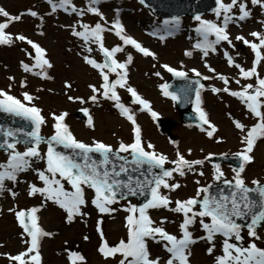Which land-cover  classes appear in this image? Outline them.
<instances>
[{
  "label": "snow or ice",
  "instance_id": "obj_1",
  "mask_svg": "<svg viewBox=\"0 0 264 264\" xmlns=\"http://www.w3.org/2000/svg\"><path fill=\"white\" fill-rule=\"evenodd\" d=\"M51 7V13L58 9L72 12L83 16L86 12L93 13L100 17L101 22L89 25L78 22L76 25L69 26L71 34L81 38L84 41L88 53L92 52L91 44L98 46L99 51L103 54V62H98L90 55L83 57L84 62L92 69L98 72L101 78L99 86L89 84L92 95L89 97L93 103H97L100 98L113 102V106L118 110L121 117L125 118L132 125V141L130 143L120 140L118 146L113 148L100 140H93L86 143L78 140L69 125L65 122L67 112L59 114L52 113L54 121L53 133L49 137L40 134L41 127L47 123L46 118L42 115V109L31 102L38 97H33L28 92L23 93V101L10 94V91L0 89V111L11 114L16 117L27 120L32 125L31 129L23 132V139L18 136L22 130L15 131L11 129L0 128V133L4 139L0 141V151L6 154V160L0 162V194L5 191L11 193L13 197L17 195L11 188L7 187L6 182L13 184L18 182L21 173L28 170L35 171L37 178L43 186H37L35 183L28 184V195L35 196L39 194L44 198V202L51 201L58 205L66 212V221L73 222L76 216H84L87 213L82 208L87 205L85 189L94 192L91 203L99 213H111L116 209L111 206L118 203L120 199L129 197L146 196L142 204L128 203L125 211L126 216L127 239H121L115 245H109L108 241L101 233V244L98 247L99 253L105 258H115L119 255L121 258L118 264H191V246L198 240L208 243L206 252L208 255H214L216 248V237H223L222 254L214 255L213 264H264V247H260L257 241H261L262 236L258 229L264 227V183L259 179L251 180V187L244 177L246 165L254 161V148L259 139L264 138V78L257 71V66L264 63V31H252L249 33L253 37L252 41L246 39L243 35L235 37L236 40L242 41L248 45L254 53L252 66L245 69L239 63H236L231 55L225 51L229 66L238 69L239 76L245 80L255 78L256 83H247L240 90H232L228 87L230 79L223 74H217V78L224 84L223 88L212 87L213 93L225 92L233 97L240 99L245 105L248 113L255 118V123L250 127L238 119H233L234 127L241 133L242 144L241 150L231 153L238 158L240 163L237 167L232 168L234 173L231 180L225 178V173L220 164H214L213 181L219 182L224 187H217L215 192L211 190L214 184H207L197 188L196 194L185 200L172 201L168 195L161 192V189L175 191L181 187L179 182L174 181V174L183 177L188 172H194L195 166H202L206 160H210L212 153L206 155L203 159L188 160L184 154L177 150L176 159L169 160L167 155L157 152L156 147L151 142L144 143L142 129L138 124L132 109L121 101L117 89H126L132 97V103L138 104L141 111H147L153 119L158 114L152 109L150 101L144 99L137 90L129 84L128 66L133 62L131 53L126 54V59L121 62L117 59V53H124L126 46H131L137 52L145 57L156 58V54L149 48L143 46L133 36L128 35L117 17L108 26V21L103 13L99 10L101 0H89L87 9L80 10L72 4V0H46ZM146 0H139V3L145 4ZM216 7L213 9L217 21L203 19L200 14L194 16L198 22L195 31L202 38L194 46L202 51L203 57H207L209 52L216 51V45L226 42L232 45V39L228 32L229 23L235 21H244L251 16V10L246 0H215ZM252 5L264 9V0H251ZM238 8V16L233 13V9ZM49 13V14H51ZM28 15L39 18L42 26L43 16L36 10L28 9ZM24 13L11 15L3 7H0V17L4 21L0 22V45H12L15 41L26 42L34 50L35 55L28 52L27 55L35 61L34 64L20 61V65L25 72H31L35 68L42 71L34 74L42 76L45 79H52L43 69L52 68L53 65L47 59V51L39 43L33 41L24 34L13 35L6 30L13 22H19ZM180 17L173 16L170 20L163 22L162 31L173 34L180 27ZM264 26V21L260 22ZM105 32H114L122 42L112 46H105ZM43 35L41 31L39 33ZM214 36L215 39H209ZM161 40L164 36L160 37ZM186 56H191V51H185ZM169 73L177 77L187 78L184 71H178L176 68L164 64ZM205 67L210 72L215 73V69L205 63ZM197 77L201 73L192 69ZM112 74L115 79H112ZM160 76L159 72L154 73ZM212 77L203 76L204 80ZM14 80V77H9ZM198 87L195 91V111L201 121L200 130L206 132L209 138H212L218 131L215 124L209 118L208 113L201 106V90L205 85L199 80L194 82ZM240 84V80L235 81ZM26 86V81H21V87ZM65 87L71 88L70 83H65ZM11 85H9V89ZM165 96H170L173 100H179L181 97L175 92H170L167 84L160 85ZM69 101H78L85 103L82 97L68 96ZM30 105V106H29ZM81 111L87 116V125L94 127L93 118L89 115L87 108ZM207 126V127H205ZM24 143L23 152L17 149L18 143ZM177 144L176 141H171ZM219 142V141H218ZM47 145L46 152H41L40 145ZM58 146L64 149H71V153L58 150ZM191 154V149L188 150ZM122 153L127 155H121ZM224 156L228 153L222 154ZM98 157V158H97ZM130 157V158H129ZM43 161V169L33 168V164ZM166 164L173 167L166 168ZM158 170V171H156ZM132 173H139L133 176ZM122 174L126 179H121ZM198 175L203 176V171ZM172 181V182H170ZM197 185L200 181H196ZM65 184L70 186L65 187ZM175 207H171L172 204ZM43 207V204L41 205ZM164 208L173 213L181 214L183 219L179 224L180 235L177 236L168 232L163 226L167 218H161L159 222L154 221L149 215L150 209ZM14 212L16 220L22 229L21 235L24 237V250L16 255H8L7 258L13 264H42L41 240L44 237H51L53 233L44 230L38 223L37 213L39 207H32L24 210L9 209ZM199 220L203 236L194 237L190 230ZM238 221H246L240 223ZM247 229V236L251 238L250 242L244 244L242 232ZM99 230V229H98ZM88 239L87 236L84 237ZM148 240L161 244L168 254L166 259L160 256L152 257ZM69 264H84L86 258L79 252H68Z\"/></svg>",
  "mask_w": 264,
  "mask_h": 264
},
{
  "label": "rangeland",
  "instance_id": "obj_2",
  "mask_svg": "<svg viewBox=\"0 0 264 264\" xmlns=\"http://www.w3.org/2000/svg\"><path fill=\"white\" fill-rule=\"evenodd\" d=\"M230 2V0H225ZM251 16L244 21H235L229 23L228 32L232 39V45L226 42H221L216 45L215 52H209L207 57H203L202 51L195 48L199 40L202 38L195 31L198 27V22L190 17L180 19V27L173 34L163 32V22L165 20L155 17L148 9H146L138 0H101L98 7L103 13L106 20L114 21L117 17L124 25L126 33L133 36L143 46L149 48L156 54V58L145 57L137 52L131 46H126L124 53H117V59L123 62L126 59V54L131 53L133 62L128 66L129 84L134 87L137 92L144 98L150 101L152 109L157 112L158 116H165L174 122V126L169 134H166L158 129L154 119L147 111H141L138 104H133L131 95L126 89L118 88V94L121 97L122 103L130 107L135 114L136 120L142 129V137L145 144L151 142L155 145L157 152H162L169 160L176 159V152L179 150L188 160L203 159L209 153H235L243 147L240 143L241 133L234 127L233 119H238L247 126L255 123V118L252 117L245 105L240 99L231 96L228 93L220 92L213 93L212 87L223 88L224 84L217 78V74L230 75V83L228 87L232 90H240L247 83L255 84V78L245 80L239 76L238 69L229 66L224 53L227 51L236 63L242 65L245 69L252 66L254 53L251 48L242 41L235 39L238 35H243L249 41L253 37L249 35L252 31H264V26L260 23L264 21V9L259 6L252 5L251 0H246ZM72 4L77 9L84 10L89 6V0H72ZM0 7H3L11 15H19L24 13L19 22H13L6 30L13 35L24 34L33 41L39 43L47 51V59L50 60L53 67L44 68L52 79L42 78L34 73L42 71L39 68L33 69L31 72H25L20 61L28 64H34L27 53L31 52L35 55L34 50L26 42L15 41L12 45H0V89L10 91V94L16 96L23 101V93L28 92L34 99L31 103L42 109V115L45 116L47 123L42 126V134L50 135L53 133L52 113L59 114L67 112L65 122L69 125L70 130L78 140L86 143H91L94 139L111 144L113 148L118 146V142L123 140L130 143L132 141V125L125 118L121 117L118 110L113 106V102L100 98L97 103L89 100L92 95L89 84L99 86L102 82L98 72L87 65L83 57L90 55L98 62H103V54L95 44L92 47V52L88 53L84 41L81 38L71 34L69 26L76 25L78 22H83L89 25H94L96 22H101L100 17L93 13L86 12L81 17L77 13L72 12L71 8L68 11L58 9L51 13V7L46 0H0ZM28 9L36 10L43 16L41 21L39 18L32 17L27 14ZM51 13V14H49ZM233 13L238 16V8L233 9ZM203 19L217 21L214 12L202 16ZM4 17H0V22L4 21ZM43 35H40V32ZM105 46L111 48L122 42L114 34V32H105ZM164 36L161 40L160 37ZM209 39H215L210 36ZM241 46L243 48H241ZM54 50L58 53L54 54ZM191 51V56H186L185 51ZM50 53V55H49ZM142 55V56H141ZM205 63L210 65L216 71L210 72ZM164 64L176 68L178 71H184L186 74L196 76L192 69H196L203 76L212 77L209 80H204V89L201 91L202 107L208 113L213 124L216 125L218 131L212 138H209L206 132L200 130L199 126L186 124L182 121L175 101L170 96H165L160 85L167 84L171 79H174L172 73H169L164 67ZM257 71L264 78V63L257 66ZM159 72L160 76L154 73ZM237 72L238 74H235ZM236 75V77H234ZM14 77V80H9V77ZM113 79L115 75L112 74ZM239 79L240 84L235 81ZM21 81H26V86L21 87ZM70 83L71 88L65 87V83ZM9 85L11 88L9 89ZM68 96L82 97L85 103L81 104L78 101H69ZM29 104L27 101H23ZM30 106V105H29ZM82 108L89 110V115L93 118L94 127L87 125V120L81 121L76 117V112ZM195 110V104L193 106ZM207 127V126H206ZM175 140L177 144L171 141ZM219 141V142H218ZM17 149L21 152L25 150V145H17ZM191 149V154L188 150ZM41 152H46V145H40ZM254 161L246 165L244 177L251 185V180L259 179L264 182V138L257 141L252 153ZM6 154L0 151V162L6 160ZM171 165V164H170ZM45 163L39 161L33 164V168L43 169ZM222 170L227 178L233 177L232 166L221 165ZM213 166L209 160H206L202 166H195L194 172H188L181 177L174 174V181L179 182L181 187L175 191L161 189V192L168 195L172 201L177 199L185 200L196 194L198 187L207 185L213 182ZM203 171L204 175L198 173ZM200 181L197 185L196 181ZM172 182V181H170ZM35 183L37 186H43L39 181L35 171L28 170L23 172L18 177V182H6L7 187L16 192L13 197L10 192L5 191L0 194V264H13L7 258L8 255H16L14 241L21 235L22 229L16 220L14 212L9 209L24 210L32 207H39L37 213L38 223L43 228L47 223L45 218H50L54 213L57 218L53 220L52 228H55L63 233L64 243L52 246L45 250L46 262L42 259V264H51V260L58 257L59 252H63L65 261L60 264H69L68 252L74 251L82 254L86 260L84 264H118L120 256L115 258L105 259L98 251L101 244V233L108 241L109 245L117 244L121 239H127L126 216L128 213L124 210L128 203L135 204L136 200H119L118 203L112 205L115 212L99 213L92 205L91 199L94 192L90 189H85L86 199L88 203L82 208L87 215L76 216L73 222L66 221V212L58 205L51 201L44 202V198L39 194L35 196L28 195V184ZM66 188H69L65 184ZM43 204V207L41 205ZM171 207H175L173 203ZM149 215L154 221L159 222L161 218L166 217L167 222L163 225L165 229L177 236L180 235L179 224L183 217L181 214L173 213L164 208L150 209ZM44 219V221H43ZM99 229V230H98ZM194 237L204 235L200 227L199 220L190 228ZM262 236L261 241H257L258 246L264 247V227L258 229ZM244 236V244L250 242L251 238L247 236V229L242 232ZM88 239L85 240L84 237ZM223 237H216V248L214 255L222 254ZM45 243V237L41 240ZM58 246V247H56ZM208 243L203 240L191 246L192 256L191 264H213L214 255H208L206 249ZM148 247L152 257L160 256L166 259L168 254L165 252L161 244L148 240ZM77 264H80L77 263Z\"/></svg>",
  "mask_w": 264,
  "mask_h": 264
},
{
  "label": "water",
  "instance_id": "obj_3",
  "mask_svg": "<svg viewBox=\"0 0 264 264\" xmlns=\"http://www.w3.org/2000/svg\"><path fill=\"white\" fill-rule=\"evenodd\" d=\"M147 8H149L154 14L164 19H171L173 16L183 17L185 15L195 16L197 14L203 15L205 13L212 12L216 7L215 0H146L145 4H143ZM177 77V76H175ZM183 79H177L176 81H183L179 83H175V87L172 88V84H168L169 91L175 92L179 94L181 99L176 100L178 103V108L181 111V115L184 121L189 123H200L198 114H196L192 110V105L195 103V91L194 89L198 87L194 82L199 80L202 83L200 78L189 77L187 78L181 77ZM78 115L80 118H86V115L83 112H79ZM157 122L160 125V128L163 131L168 132L172 126L173 122L170 119L158 117L156 118ZM32 125L29 121L24 120L23 118L13 116L8 113H4L0 111V128L2 129H11L13 131L20 129L22 130L18 133V136L23 139V132L30 130ZM46 137V136H44ZM4 139L2 133H0V141ZM22 143V142H21ZM19 144V143H18ZM24 144V143H23ZM59 151H63L66 153H71V149H64L62 146H58ZM121 155H126L122 153ZM98 158V157H97ZM211 161L214 164L227 162L232 163L233 166L237 167L240 163L239 159L234 157L233 155H216L212 156ZM166 168H171L173 166H166ZM158 171V170H156ZM135 177L139 175V173H132ZM121 179H126V176L122 174ZM217 187H224L222 184H214L212 192L216 191ZM133 198V197H129ZM138 199L137 205L142 204L146 200V196H137ZM240 223H246V221H238Z\"/></svg>",
  "mask_w": 264,
  "mask_h": 264
},
{
  "label": "bare ground",
  "instance_id": "obj_4",
  "mask_svg": "<svg viewBox=\"0 0 264 264\" xmlns=\"http://www.w3.org/2000/svg\"><path fill=\"white\" fill-rule=\"evenodd\" d=\"M54 54H57L58 52L56 50L53 51ZM50 55V53H49ZM142 56V55H141ZM235 74H238L237 72H235ZM229 77L230 79V75H226ZM236 77V75L234 76ZM232 78V77H231ZM57 214H53L50 218H45V221L47 223L44 224L43 226V229L48 231V232H51L53 233V235L51 237H45V243L43 242L42 245H41V254H42V259L47 260L46 262H49L48 259H46V256H45V250L46 249H50L52 246H55V245H59L60 244H63L64 243V240L62 239L64 234L63 233H60L59 230L55 229V228H52V222L54 219L57 218ZM44 221V219H43ZM23 239L21 238V236L19 235L18 238L14 241V248L16 249L15 252L16 253H19L20 251L24 250V247L25 245L23 244ZM58 247V246H56ZM52 263L51 264H60V262L62 261H65V256L63 255V252H59L58 253V257L57 259L55 260H51ZM79 263V262H77Z\"/></svg>",
  "mask_w": 264,
  "mask_h": 264
}]
</instances>
